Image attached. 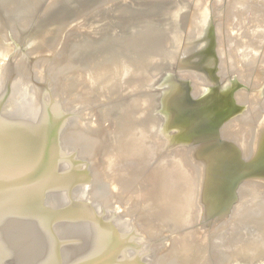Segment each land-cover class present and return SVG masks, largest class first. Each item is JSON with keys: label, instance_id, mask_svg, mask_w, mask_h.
<instances>
[{"label": "water", "instance_id": "1", "mask_svg": "<svg viewBox=\"0 0 264 264\" xmlns=\"http://www.w3.org/2000/svg\"><path fill=\"white\" fill-rule=\"evenodd\" d=\"M264 0H0V264H264V179L201 222V144L255 156Z\"/></svg>", "mask_w": 264, "mask_h": 264}, {"label": "rangeland", "instance_id": "2", "mask_svg": "<svg viewBox=\"0 0 264 264\" xmlns=\"http://www.w3.org/2000/svg\"><path fill=\"white\" fill-rule=\"evenodd\" d=\"M225 144H227V148H221V151L219 148V151L213 152L215 148L224 146ZM229 150L238 166L230 169L223 178H220L219 182L209 178V175H206L204 172L207 163H209L208 161H210L209 156L212 153H217V156L220 154L222 155L226 151L229 152ZM210 163H212V160ZM192 168L195 178L199 183V192L202 198L203 209L201 222H207L220 214L229 213L233 205L239 200L237 188L243 180L254 177L264 179V176L261 175L264 173V130L259 137L257 152L249 162H246L242 158V151L235 143L223 139H212L203 142L196 151L192 159ZM205 181H207V183H205ZM222 190L224 192L223 196V193L220 195ZM217 197L220 199L218 200ZM215 202H218L217 208L213 206Z\"/></svg>", "mask_w": 264, "mask_h": 264}, {"label": "bare ground", "instance_id": "3", "mask_svg": "<svg viewBox=\"0 0 264 264\" xmlns=\"http://www.w3.org/2000/svg\"><path fill=\"white\" fill-rule=\"evenodd\" d=\"M226 146H227V144H225L224 146H220L218 148H215L213 150V152L219 151L218 150L219 148L221 151V148H223V149L227 148ZM216 154L212 153L209 156L211 158V159L209 158V160L210 161L212 160V163H210V161H208L209 163H207L204 172L206 173V175H209V178H212V179L216 180L217 182H219L220 178H223L224 175L227 174V172L230 169H233V167L238 166V164L236 163L235 159L232 158L233 156H232L230 150H229V152H227V151L224 152L222 155L219 153L220 155L217 156ZM204 157H207V156H204ZM210 173H211V175H210ZM261 175L264 176V173H262ZM205 183H207V181H205ZM214 184H216V183H214ZM221 194H222V196L224 195L223 190L221 191L220 195ZM203 196H204V194H203ZM217 199L219 200L220 198L217 197ZM212 203H214V202H212ZM213 206L217 208L218 202H215V204Z\"/></svg>", "mask_w": 264, "mask_h": 264}]
</instances>
